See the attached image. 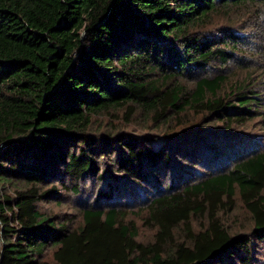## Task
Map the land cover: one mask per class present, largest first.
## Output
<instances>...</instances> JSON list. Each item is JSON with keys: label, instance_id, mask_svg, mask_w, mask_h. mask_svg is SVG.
Instances as JSON below:
<instances>
[{"label": "trees", "instance_id": "16d2710c", "mask_svg": "<svg viewBox=\"0 0 264 264\" xmlns=\"http://www.w3.org/2000/svg\"><path fill=\"white\" fill-rule=\"evenodd\" d=\"M255 4L0 0V264H264V139L239 130H264V99L250 80L221 92L239 37L205 31ZM122 108L166 124L189 109L211 125L156 139L92 132L94 117ZM90 176L105 187L75 206L76 225L43 209ZM236 194L250 235L220 221ZM138 199V211L123 207ZM136 212L151 242L137 240Z\"/></svg>", "mask_w": 264, "mask_h": 264}, {"label": "rangeland", "instance_id": "374dc122", "mask_svg": "<svg viewBox=\"0 0 264 264\" xmlns=\"http://www.w3.org/2000/svg\"><path fill=\"white\" fill-rule=\"evenodd\" d=\"M234 32L238 38L236 45V52L233 59L223 68L226 75V82L222 87V93L228 92L234 85H239L241 82H254L253 87L261 91V97L264 99V5L255 4L249 7H239L230 10H222L219 14L213 17L212 24L208 26L205 31L213 36H219L221 31ZM220 71L219 68L208 70V74ZM183 87L188 90H193L192 83H182ZM207 117L205 114H196L187 109L185 114L181 116H173L166 123L154 122L149 116L140 114L138 111L134 114H126V109L112 110L110 112L102 113L93 119L92 132L101 135L104 133H121L126 137L129 136H152L153 139L159 135L163 136L166 133L180 132L185 129L195 127V124L200 126L211 125L208 122L199 123ZM166 122V121H165ZM168 125V126H167ZM219 127L220 125H214ZM212 127V126H209ZM260 124H253L247 129H239L241 133H249L254 136L256 141L264 139V130L261 129ZM169 135V134H168ZM116 145V144H115ZM250 144H247L249 147ZM117 147V146H115ZM195 169H198L195 166ZM162 176L159 181H162ZM106 180L98 181L93 177L87 178L82 182L83 191L78 197L70 192H64L60 205L48 204L43 207L46 208L47 213L53 215H66L74 217L73 224L76 225L79 220V214L75 211V206L86 201L90 193H96L100 188L105 187ZM115 187L117 183L114 182ZM119 185V184H118ZM122 186V185H119ZM146 187V188H145ZM143 196H155V189L145 186ZM137 200V199H136ZM143 206L141 199L131 206L124 205L129 211H138V206ZM133 217L130 214V219L136 222L138 227L137 240L142 243H148L153 240L155 228L146 224L141 218L144 217V212H136ZM221 223L227 227L231 233H246L251 234L252 218L249 212L240 201L238 195L234 197L233 209L231 211H223L219 213ZM206 221L202 217H193L192 226L194 229L202 228ZM178 239L184 238L183 231H176ZM256 250L260 251V255L264 252V242L258 243L255 246ZM52 248H49L45 254L44 259L50 260ZM259 254V252H258Z\"/></svg>", "mask_w": 264, "mask_h": 264}]
</instances>
